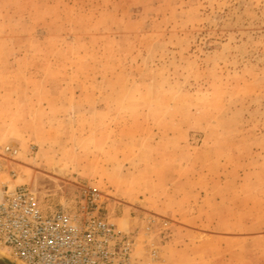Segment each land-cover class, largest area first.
I'll return each instance as SVG.
<instances>
[{
  "label": "rangeland",
  "instance_id": "obj_1",
  "mask_svg": "<svg viewBox=\"0 0 264 264\" xmlns=\"http://www.w3.org/2000/svg\"><path fill=\"white\" fill-rule=\"evenodd\" d=\"M3 186L96 190L137 264H264V0H0Z\"/></svg>",
  "mask_w": 264,
  "mask_h": 264
},
{
  "label": "built area",
  "instance_id": "obj_2",
  "mask_svg": "<svg viewBox=\"0 0 264 264\" xmlns=\"http://www.w3.org/2000/svg\"><path fill=\"white\" fill-rule=\"evenodd\" d=\"M100 197L84 189L71 205H58L27 186L0 187V248L22 264H137L132 237L100 213Z\"/></svg>",
  "mask_w": 264,
  "mask_h": 264
},
{
  "label": "bare ground",
  "instance_id": "obj_3",
  "mask_svg": "<svg viewBox=\"0 0 264 264\" xmlns=\"http://www.w3.org/2000/svg\"><path fill=\"white\" fill-rule=\"evenodd\" d=\"M53 169H54L53 172H55L57 175H61L62 174V172H61V170H60L59 167L58 168L57 167L56 168L54 167ZM0 256L8 258L10 256V254L7 252V250L5 248H0ZM16 264H20V263L19 262H16Z\"/></svg>",
  "mask_w": 264,
  "mask_h": 264
},
{
  "label": "water",
  "instance_id": "obj_4",
  "mask_svg": "<svg viewBox=\"0 0 264 264\" xmlns=\"http://www.w3.org/2000/svg\"><path fill=\"white\" fill-rule=\"evenodd\" d=\"M16 262H19V261L15 260L14 258L10 256L8 258L0 256V264H16ZM19 263L22 264L21 262Z\"/></svg>",
  "mask_w": 264,
  "mask_h": 264
}]
</instances>
